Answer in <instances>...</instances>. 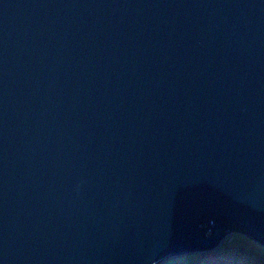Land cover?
<instances>
[{
    "label": "water",
    "instance_id": "obj_1",
    "mask_svg": "<svg viewBox=\"0 0 264 264\" xmlns=\"http://www.w3.org/2000/svg\"><path fill=\"white\" fill-rule=\"evenodd\" d=\"M264 246V0H0V264H159Z\"/></svg>",
    "mask_w": 264,
    "mask_h": 264
},
{
    "label": "rangeland",
    "instance_id": "obj_2",
    "mask_svg": "<svg viewBox=\"0 0 264 264\" xmlns=\"http://www.w3.org/2000/svg\"><path fill=\"white\" fill-rule=\"evenodd\" d=\"M159 264H264V246L241 233L230 234L216 248L173 256Z\"/></svg>",
    "mask_w": 264,
    "mask_h": 264
},
{
    "label": "trees",
    "instance_id": "obj_3",
    "mask_svg": "<svg viewBox=\"0 0 264 264\" xmlns=\"http://www.w3.org/2000/svg\"><path fill=\"white\" fill-rule=\"evenodd\" d=\"M230 234H239L240 232H238V231H235V230H232V231H230L229 232ZM241 234H243V233H241ZM243 235H246V234H243ZM247 237H248V235H246ZM251 238V237H250ZM252 239V238H251ZM253 240V239H252Z\"/></svg>",
    "mask_w": 264,
    "mask_h": 264
}]
</instances>
